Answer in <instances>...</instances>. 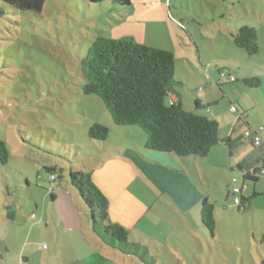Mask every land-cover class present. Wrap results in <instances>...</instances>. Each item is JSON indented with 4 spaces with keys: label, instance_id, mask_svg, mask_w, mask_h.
<instances>
[{
    "label": "rangeland",
    "instance_id": "374dc122",
    "mask_svg": "<svg viewBox=\"0 0 264 264\" xmlns=\"http://www.w3.org/2000/svg\"><path fill=\"white\" fill-rule=\"evenodd\" d=\"M0 7L5 11L0 18V141L10 153L6 165L0 161L4 264H141L97 241L89 231L88 209L71 184L72 172L93 176L102 169L121 136L146 147L140 128L116 125L99 97L85 95L81 63L98 38H132L173 53L184 110L210 118L217 113L222 135L228 131L222 116L231 121L242 115L236 99L247 91L240 77L262 76L254 67L264 69V0H131L129 7L112 0H46L40 13L20 12L1 1ZM244 26L258 32L256 56L234 43ZM221 69L239 83L221 78ZM211 91L219 105L197 109V97ZM234 107L239 112L231 113ZM95 124L110 130L107 141L89 138ZM47 168H56L59 179L52 180ZM200 175L215 205V237L206 231L209 243L189 256L163 249L160 255L166 256L159 260L155 248L150 255L157 264H264V197L239 210L228 190L242 188L243 174L231 171L220 156L209 157ZM8 205L15 220L7 218ZM66 212L75 215L77 227Z\"/></svg>",
    "mask_w": 264,
    "mask_h": 264
},
{
    "label": "trees",
    "instance_id": "16d2710c",
    "mask_svg": "<svg viewBox=\"0 0 264 264\" xmlns=\"http://www.w3.org/2000/svg\"><path fill=\"white\" fill-rule=\"evenodd\" d=\"M0 1L17 11L35 13H40L46 2V0ZM106 1L92 0V3ZM112 1L124 7L131 5V0ZM4 15L5 11L0 7V18ZM233 39L235 45L248 56L259 54L258 32L255 28L244 26ZM81 70L85 79L83 86L85 95L99 97L116 125L140 128L146 135V148L149 151L176 155L180 158L204 159L220 145V124L217 120L184 110L181 95L177 91L179 83L175 80L173 53L140 45L132 38L119 41L98 38L92 43L87 58L81 63ZM224 72L227 73V77L223 79H229L232 84L237 82L235 77V81L232 82L230 79L232 76L224 69L219 70L220 77ZM241 82L250 88H256L260 84V80L256 78ZM196 107L200 110L209 108L203 107L197 99ZM110 133L107 127L95 124L89 131V138L105 142ZM228 147L231 148V145L228 144ZM9 157L8 146L0 141L1 163L6 165ZM47 171L51 173L52 180L59 179L56 168H47ZM259 177L264 178V162L260 170L253 173L243 171V185L247 182L254 184ZM70 178L72 186L88 209L92 233L105 246L122 255L137 258L142 264H157L146 247L131 243L130 232L111 220L110 202L93 182L91 174L72 172ZM52 199L55 201L56 196L52 195ZM247 203V201L241 203L239 210L244 211ZM13 209L11 205L5 207L7 218L10 220L16 218ZM202 222L214 237L215 209L206 199L202 206Z\"/></svg>",
    "mask_w": 264,
    "mask_h": 264
},
{
    "label": "crops",
    "instance_id": "0c3cea01",
    "mask_svg": "<svg viewBox=\"0 0 264 264\" xmlns=\"http://www.w3.org/2000/svg\"><path fill=\"white\" fill-rule=\"evenodd\" d=\"M254 68L262 76L246 75L240 77V81L256 78L260 80L259 86H243L247 93L241 97L242 100L236 99L242 115L232 116L231 121L222 116L228 131L221 135L223 127L219 123L221 143L207 158H180L176 155L155 153L146 147L132 145L121 136L122 143H115L112 153L108 152L105 166L93 173L95 184L110 202L111 220L130 232L133 243L146 247L150 253L155 248L157 259L161 260L166 256L160 255L163 249L173 253L180 251L181 256H189L196 253L198 247L203 248L205 242L209 243L208 232L202 222V206L205 199L214 209L215 205L212 197L203 188L200 175V170L208 163L209 157L220 156L231 171L237 168L242 174L244 170L253 173L262 168L264 132H260L263 143L259 147H255L250 139L244 137L248 130L260 131L264 128V69ZM236 81L235 85L239 83V79ZM212 85L213 83L210 86ZM197 100L203 107L219 103L218 98L214 97V91L209 95L202 94ZM231 109L230 112L235 113ZM213 118L218 122L220 120L217 113H213ZM204 160L206 161L203 162ZM241 189L242 203L247 201L249 204L253 199L264 197V178L259 177L252 185L246 183ZM231 190H228V194L232 193ZM80 201L84 203L82 198ZM244 207L246 210V205ZM84 208H87L85 204ZM65 216L71 222L74 220L73 223H77L74 214L66 212ZM80 219L82 220L81 217ZM75 223L73 225L77 227ZM88 223L92 233L90 217ZM63 224L66 225L64 222ZM78 225L84 226L82 222H78ZM94 237L103 247L110 249L95 235ZM112 251L122 255L118 251ZM122 256L140 262L137 258ZM6 260L5 252L0 251V261L4 264Z\"/></svg>",
    "mask_w": 264,
    "mask_h": 264
},
{
    "label": "built area",
    "instance_id": "2783aa9c",
    "mask_svg": "<svg viewBox=\"0 0 264 264\" xmlns=\"http://www.w3.org/2000/svg\"><path fill=\"white\" fill-rule=\"evenodd\" d=\"M227 73L224 72L221 74L222 78H226ZM231 81L234 82L235 78L232 76L230 77ZM232 112H238V109L236 107L231 109ZM260 132H264V128H261L260 131H253V130H248L244 133V137L247 139H250L251 142L256 146L259 147L262 145L263 141H262V137H261V133ZM241 189L235 187L233 189V194L236 196L235 198V204L240 206L241 205V199L238 197L239 194H241ZM33 218H35V216H33Z\"/></svg>",
    "mask_w": 264,
    "mask_h": 264
}]
</instances>
